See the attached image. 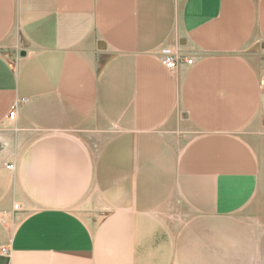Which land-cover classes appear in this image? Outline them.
Instances as JSON below:
<instances>
[{
  "label": "crops",
  "instance_id": "obj_1",
  "mask_svg": "<svg viewBox=\"0 0 264 264\" xmlns=\"http://www.w3.org/2000/svg\"><path fill=\"white\" fill-rule=\"evenodd\" d=\"M169 47L193 64L168 70ZM260 152L264 0H0V248L37 225L86 250L77 202L93 222L233 214Z\"/></svg>",
  "mask_w": 264,
  "mask_h": 264
},
{
  "label": "rangeland",
  "instance_id": "obj_2",
  "mask_svg": "<svg viewBox=\"0 0 264 264\" xmlns=\"http://www.w3.org/2000/svg\"><path fill=\"white\" fill-rule=\"evenodd\" d=\"M260 154L263 173L258 190L238 212L208 217L178 202L176 209L159 217L163 222L114 215L109 208L98 215L101 222H93L95 214L83 212L77 202L68 213L91 239L86 250L55 249L54 242L52 247L44 246L54 230L36 225L26 234L29 246L0 248L4 258L0 264H264V156ZM30 208L25 215L34 212Z\"/></svg>",
  "mask_w": 264,
  "mask_h": 264
},
{
  "label": "built area",
  "instance_id": "obj_3",
  "mask_svg": "<svg viewBox=\"0 0 264 264\" xmlns=\"http://www.w3.org/2000/svg\"><path fill=\"white\" fill-rule=\"evenodd\" d=\"M160 57L163 62V64L166 66V68L170 71L177 70L178 66L181 63H186L188 65L193 64V59L191 57H188L185 53L181 51H177L171 48H163L160 50ZM15 118V111L10 113V119ZM11 168V167H8ZM16 210H19V205L15 206Z\"/></svg>",
  "mask_w": 264,
  "mask_h": 264
},
{
  "label": "bare ground",
  "instance_id": "obj_4",
  "mask_svg": "<svg viewBox=\"0 0 264 264\" xmlns=\"http://www.w3.org/2000/svg\"><path fill=\"white\" fill-rule=\"evenodd\" d=\"M115 239V238H114ZM73 242V241H72Z\"/></svg>",
  "mask_w": 264,
  "mask_h": 264
}]
</instances>
